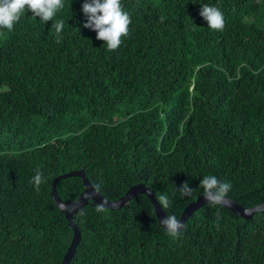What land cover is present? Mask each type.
Listing matches in <instances>:
<instances>
[{"label":"trees","instance_id":"obj_1","mask_svg":"<svg viewBox=\"0 0 264 264\" xmlns=\"http://www.w3.org/2000/svg\"><path fill=\"white\" fill-rule=\"evenodd\" d=\"M63 2L60 43L31 12L0 29V264L61 263L72 230L51 183L74 170L109 201L139 183L167 192L165 215L178 219L205 175L245 208L263 203L264 0H122L131 32L111 53L83 27L84 0ZM204 4L223 12V31L208 28ZM185 182L194 193L173 197ZM55 189L68 203L84 187L67 177ZM96 206L73 215L70 264H264V213L208 204L172 240L144 195Z\"/></svg>","mask_w":264,"mask_h":264},{"label":"clouds","instance_id":"obj_2","mask_svg":"<svg viewBox=\"0 0 264 264\" xmlns=\"http://www.w3.org/2000/svg\"><path fill=\"white\" fill-rule=\"evenodd\" d=\"M65 7L63 0H0V29L11 32L16 23L24 16L25 13L31 12L32 19L46 24L52 21V29H54L56 42L60 43L63 39L62 32L65 28L63 19H56ZM82 12L86 18L83 27L90 29L96 33V39L103 41L107 45V51L112 52L118 50L124 43L123 38L130 35L131 17L124 10L122 0H84L82 4ZM200 16L207 22L208 28L211 30L223 31L226 26V20L223 12L216 6L204 4L200 10ZM165 17H161L163 22ZM36 190L45 182L42 171L36 169V174L31 181ZM199 188L203 190V198L210 205H222L232 188L230 183L221 182L214 175H205L200 181ZM96 191H100V185H96ZM187 182L183 183L179 188L175 189L173 197L179 193L180 197L191 196L194 193ZM156 201L163 210L172 207L173 199L167 192L156 194ZM106 210L105 203L102 202L96 206L98 213ZM160 225L164 229L166 235L172 240H178L181 236V230L184 224L176 215H166L160 220Z\"/></svg>","mask_w":264,"mask_h":264},{"label":"water","instance_id":"obj_3","mask_svg":"<svg viewBox=\"0 0 264 264\" xmlns=\"http://www.w3.org/2000/svg\"><path fill=\"white\" fill-rule=\"evenodd\" d=\"M67 177L81 178L82 185L84 187L83 191L80 193L78 198L68 203L63 202L60 199L55 189L57 181L63 178H67ZM137 195H144L147 197L154 211L157 223L161 227L159 222L160 220L166 217L165 212L159 206L158 202L156 201L153 191H151L148 187H146L142 183L129 187L126 193L119 199L115 201H109L100 192H97L95 190V188L91 185V183L86 178L82 170H74V171H70V172L56 176L52 180V183H51L52 200L55 206L65 216L67 225L72 230V237H71L70 244L60 264H70L73 258L75 249L79 245L80 240H81L80 231L73 220V215L75 213H77L82 207L87 205L89 202H92L93 205H98L104 202L106 209L116 211V210L121 209L128 201H130L133 197ZM205 205H208V203L204 200L203 195L198 196L195 201L191 202L185 207L179 219L181 220L183 224H185V222L188 220L191 214H193L195 211L199 210L201 207ZM220 206L225 207L235 216L240 217L244 220L251 219L255 213H264V202L254 207H251V208H245L241 206L239 203H237L236 201L226 197L224 203ZM161 229L163 228L161 227ZM183 229L181 231H183Z\"/></svg>","mask_w":264,"mask_h":264}]
</instances>
